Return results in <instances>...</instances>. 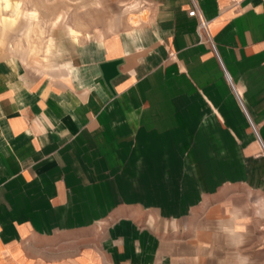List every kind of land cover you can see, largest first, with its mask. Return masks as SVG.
<instances>
[{
  "label": "crops",
  "instance_id": "1",
  "mask_svg": "<svg viewBox=\"0 0 264 264\" xmlns=\"http://www.w3.org/2000/svg\"><path fill=\"white\" fill-rule=\"evenodd\" d=\"M97 30L52 33L47 73L0 38V264H264V180L169 160L226 81L258 135L264 0H112Z\"/></svg>",
  "mask_w": 264,
  "mask_h": 264
},
{
  "label": "rangeland",
  "instance_id": "2",
  "mask_svg": "<svg viewBox=\"0 0 264 264\" xmlns=\"http://www.w3.org/2000/svg\"><path fill=\"white\" fill-rule=\"evenodd\" d=\"M125 5L121 12L128 8H123ZM111 7L112 0H0V38L25 67L47 73L53 65L47 48L52 33L57 34L64 47L68 36L76 41L100 36L97 28H101ZM67 24L76 34L67 31ZM71 52L78 54L77 50ZM66 69L60 66V75ZM220 92L221 103L190 107L203 120L191 122L187 138L182 140L189 153L169 157L173 164L176 160L190 166L196 193L200 189L214 191L225 176H241L247 186L264 180V132L260 131L264 128V112H257L259 118L251 116L258 136L243 113L245 102H239L229 81ZM159 161L163 163V158ZM215 225L221 229L219 220Z\"/></svg>",
  "mask_w": 264,
  "mask_h": 264
},
{
  "label": "built area",
  "instance_id": "3",
  "mask_svg": "<svg viewBox=\"0 0 264 264\" xmlns=\"http://www.w3.org/2000/svg\"><path fill=\"white\" fill-rule=\"evenodd\" d=\"M187 13L198 15V12H196V9H195L194 5H193L190 9L187 10ZM198 16H199V15H198ZM206 24H207V20H206V19L202 18L201 16L198 17V28H199V29H201V30L205 29V28H206V27H205ZM209 42H210V41H209ZM210 44H211L212 49H213L214 52H215V49H214V45H213V43L210 42ZM236 95H237V93H236ZM238 100H239V98H238ZM239 102H240V100H239Z\"/></svg>",
  "mask_w": 264,
  "mask_h": 264
},
{
  "label": "clouds",
  "instance_id": "4",
  "mask_svg": "<svg viewBox=\"0 0 264 264\" xmlns=\"http://www.w3.org/2000/svg\"><path fill=\"white\" fill-rule=\"evenodd\" d=\"M244 229L242 227H238L237 231H243Z\"/></svg>",
  "mask_w": 264,
  "mask_h": 264
},
{
  "label": "bare ground",
  "instance_id": "5",
  "mask_svg": "<svg viewBox=\"0 0 264 264\" xmlns=\"http://www.w3.org/2000/svg\"><path fill=\"white\" fill-rule=\"evenodd\" d=\"M6 1V3H7V0H5Z\"/></svg>",
  "mask_w": 264,
  "mask_h": 264
}]
</instances>
